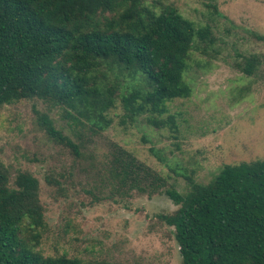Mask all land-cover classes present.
<instances>
[{
    "label": "trees",
    "instance_id": "trees-1",
    "mask_svg": "<svg viewBox=\"0 0 264 264\" xmlns=\"http://www.w3.org/2000/svg\"><path fill=\"white\" fill-rule=\"evenodd\" d=\"M214 43L209 26L171 4L0 0V106L38 99L60 109L72 130L98 135L119 100L131 121L148 114L146 124L175 130L174 119L163 118L167 105L190 97L184 75L192 52L206 55ZM239 69L253 74L255 58L244 57ZM40 121L51 141L83 155L79 132L74 142L46 114ZM98 167L115 192L163 193L179 206L160 218L173 228L181 264H264V159L224 165L206 184L188 179L185 194L117 144ZM9 177L0 163V264H107L44 255L39 182L29 172L12 184Z\"/></svg>",
    "mask_w": 264,
    "mask_h": 264
},
{
    "label": "rangeland",
    "instance_id": "rangeland-1",
    "mask_svg": "<svg viewBox=\"0 0 264 264\" xmlns=\"http://www.w3.org/2000/svg\"><path fill=\"white\" fill-rule=\"evenodd\" d=\"M173 5L196 26H209L215 43L207 54L192 52L184 79L191 95L168 103L163 118L175 130L133 121L118 100L111 125L98 135L76 127L62 111L38 99L0 106V163L10 184L17 172L39 182L47 233L44 255H66L107 264H181L173 228L160 218L173 214L163 193L124 195L112 190L98 167L112 144L134 155L181 194L188 179L210 182L222 166L264 159V0H146ZM157 7L155 10H158ZM254 57L250 76L239 69ZM46 114L74 142L83 136V155L51 141L40 124ZM73 126V125H72Z\"/></svg>",
    "mask_w": 264,
    "mask_h": 264
}]
</instances>
